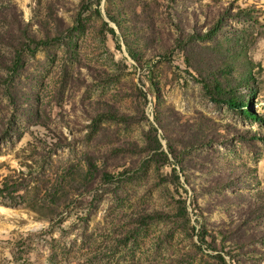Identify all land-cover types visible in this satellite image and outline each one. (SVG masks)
Instances as JSON below:
<instances>
[{
    "label": "rangeland",
    "instance_id": "374dc122",
    "mask_svg": "<svg viewBox=\"0 0 264 264\" xmlns=\"http://www.w3.org/2000/svg\"><path fill=\"white\" fill-rule=\"evenodd\" d=\"M3 185L0 264H264V0H0Z\"/></svg>",
    "mask_w": 264,
    "mask_h": 264
},
{
    "label": "trees",
    "instance_id": "16d2710c",
    "mask_svg": "<svg viewBox=\"0 0 264 264\" xmlns=\"http://www.w3.org/2000/svg\"><path fill=\"white\" fill-rule=\"evenodd\" d=\"M214 9L217 14L215 15L214 20H212L211 24H208L206 26L207 31L203 32L199 36L202 39H210L217 31H219L222 28L223 25L221 20L223 19V16H228L234 20H246L251 17L250 13L245 8H240L239 6H235V10L232 12L230 11V7L228 6L225 7L219 6ZM28 39L31 42H35L33 48L36 47L37 45L45 44L46 42L49 41L48 38H39L35 40L34 38L29 37ZM232 41L234 45L231 46L230 44H228V47L226 46L227 47L226 53L221 55L219 54L220 55V57L218 58L220 62L219 71L224 76L221 75L215 76L214 87L218 89L219 92L221 91V89H223L224 91H226L225 89H227L226 93L224 94L223 98H221V100L225 101L229 106L243 107L248 100V94H253L254 92V89H252V86L250 84V82L252 81V76H250L246 72L245 73L239 72L238 74H236L237 68H236L235 56L238 53H240L241 46L237 37L234 38L233 36ZM225 75H229L231 79L227 78V80L230 81H227V84L222 85L223 82L221 81L220 77H225ZM241 87H243V89H245L246 91L244 94L239 93V89ZM242 111L249 117H252L253 119H259L258 114L247 108H242ZM101 118H110V119L128 121L127 116H125L122 113H118L115 110H111L109 108L101 111L100 110L97 111V114L94 116V121H97ZM106 174L107 173H104V175ZM17 187H19V182H16V185L15 186L12 185L10 188H17ZM10 188L8 189V187L6 188L3 185L0 188V191L4 189L7 192L10 191Z\"/></svg>",
    "mask_w": 264,
    "mask_h": 264
}]
</instances>
